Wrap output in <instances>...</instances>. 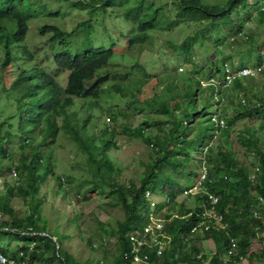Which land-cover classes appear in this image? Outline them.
<instances>
[{"label":"trees","instance_id":"1","mask_svg":"<svg viewBox=\"0 0 264 264\" xmlns=\"http://www.w3.org/2000/svg\"><path fill=\"white\" fill-rule=\"evenodd\" d=\"M51 1L65 3L69 14H88V21L76 27L80 35L75 48L65 42L72 36L69 31L49 24L39 29L41 37L50 35L49 42H59V52L55 54L52 64L55 70L69 71L65 85L47 70L27 43L30 22L41 15L40 4L34 0H0V82L4 83L0 95L7 102L0 104V157L9 154V145L15 138L23 140L19 148L25 152L19 155L20 163L15 169L17 175L24 176L26 184L17 186L15 182L13 191L30 196L33 204L31 212L25 217H19L8 200L0 204L1 213L9 215L11 219L10 222L0 220V238L6 240V245L13 238H22L28 244L14 254H9L6 245L0 244V252L16 259L23 251L25 258H28L26 264H80L64 249V240L59 239L51 223L40 222L42 213L39 207L42 202L45 204V199L38 197L40 184L45 178L51 175L60 193L66 192L65 182L72 184L69 177L58 176L50 168L53 167L54 158L52 147L61 134H66L86 156V165L92 174L89 181L91 191H87V194L96 192L101 196L106 193L110 197L117 196V204L125 209L126 219L119 223L116 231L120 240V254L115 256L113 264H136L131 235L144 238L145 228L150 224L148 191L157 194L161 191L170 199L158 204L159 212L165 208L173 211L171 215L161 214L165 221L163 235L166 236L163 254H157V247L142 250L144 255L149 254L150 264H239L241 257L247 258L249 264L262 261L264 251H254L253 240L261 239L260 233L264 232V217L260 212L264 208H261L264 202H260V198L264 199L263 69L257 76H237L228 86L217 82L204 86V78H226L225 62L233 69L249 66H234L233 58L229 55L226 58L228 61L223 59L218 63L219 57L212 53L206 65L209 71L205 67V73L196 67L197 71H193V74L182 77L181 81L188 85L187 89L165 88L158 91L156 86H151L144 69L143 76L138 72L134 76L130 70L119 69L121 66L113 64L117 57H114L115 53H119L115 42L110 46L95 45L92 39L101 36L113 39V33L108 28H104V35L95 29L98 16L102 25L105 19L113 20L115 25L121 24L119 20H122L123 25L127 23V27L132 29L125 54L137 44L153 43L151 35L155 31L169 30L174 25H196L203 21L215 24L217 30L220 27L226 29V35L220 36V32L212 30L206 33L207 41L204 36V44L211 42L215 52L220 53L219 46L235 33L231 13L238 6L250 12L246 6L247 0H228L224 6L207 5L202 0H173V9L157 5L156 0ZM257 2L259 8H252L257 12L256 16L264 21V0H255V4ZM44 7L48 18L63 16L60 11L51 12L52 6L49 4ZM174 12L177 19H173ZM237 26L243 30L242 24ZM235 40L231 43H235ZM193 48L192 43L181 46L180 52L186 55L188 62L195 57ZM263 59L257 54L256 66L261 65ZM243 62L246 64V61ZM12 74H15L14 79L6 80ZM167 76L170 80L167 79L166 83L174 87L180 85L177 76ZM160 83L156 79L155 84L158 86ZM143 86L147 87L150 97L143 98ZM111 94L121 99L136 97L138 103L128 110H121L114 104L107 106V95ZM190 98L189 103L195 106L194 115L192 118L182 117L183 106ZM11 104L20 110L18 119L13 114ZM6 106L10 110L7 111ZM211 108L215 111L210 112ZM221 109L223 113L220 112L218 116L219 123L213 122V115L218 113L216 110ZM145 111L150 112L144 114L143 126L133 128L135 117ZM162 116L163 120H157ZM17 120L19 124L15 127ZM245 120L253 125L246 126L240 134L246 159V163L242 164L231 147L230 139L235 123ZM153 126L155 129H152ZM132 138L143 139L152 147V153L148 161L140 163L138 179L131 178L124 182L122 170L113 162L111 153L120 150L125 140ZM215 138L222 141L218 149L210 147ZM200 151L197 169H192L190 166L196 162ZM203 165L208 169V180L202 185L201 196L196 195L197 204L194 208L177 204L178 188L183 184L182 179L174 173L181 169L182 175L190 179L191 184L187 187L192 188L200 178ZM205 192L217 196L220 204L217 203L219 206L216 205L215 212L225 228H220L217 220L211 218L208 221L211 226L209 230L201 228L193 233V229L203 222L202 214L211 205ZM256 212H260L261 217H255ZM74 221L79 223L81 214H75ZM233 238L237 243L234 257L228 256ZM147 239L150 240L149 235ZM202 241L212 243L210 259L202 252ZM49 253L51 256L47 257ZM85 264H90L88 259Z\"/></svg>","mask_w":264,"mask_h":264},{"label":"rangeland","instance_id":"2","mask_svg":"<svg viewBox=\"0 0 264 264\" xmlns=\"http://www.w3.org/2000/svg\"><path fill=\"white\" fill-rule=\"evenodd\" d=\"M202 1L211 6H224L228 2V0ZM34 2L40 4L41 8H39L41 10V15L38 16L37 19L30 22V33L27 40L28 46L34 49L38 59L43 63L47 70L56 76L62 85H65L67 83L69 71L64 69L55 70L53 68V58L55 54L59 52L60 48L59 42H49L50 35L41 37L39 29L42 26L49 24L57 25L62 29L69 31L72 36L67 38L65 42L69 43L72 48H75L76 45H78V38L80 35L79 32H77L76 27L79 23L88 21V14L87 12H72L69 14L65 3L60 1L52 2L51 0H34ZM154 2H156L157 5H163L167 8L173 9L174 7L173 0H156ZM46 4L52 6L50 7L51 12L60 11L63 16L57 17V19L50 16L48 18L44 7ZM260 5H262L261 2ZM246 6L250 9L251 13L249 10L242 8V6H238L236 10L231 13V18L235 26V33L229 37L224 44L219 46L221 50L220 53L215 52L216 49H213L210 44L211 42H205L204 44V36L207 41L208 34L206 33L212 30L220 32V36L224 34L226 35V29L224 27H220V30H217L215 29V24L203 21L197 23L196 25H174L169 30L155 31L151 35L153 43L145 42L137 44L132 50H130L129 53L125 54L126 43L129 39L128 35L129 33L131 34L132 29L127 27V23H124V26L122 20H119L121 21V24L115 25L113 20L105 19L104 25H102L100 24L102 20L98 16L96 23L94 24L95 29L101 31L102 35H104V28H108L113 33V39L110 37L106 38L104 36L97 37L96 39L92 37V39L95 45L110 46L113 42H115L116 49L119 53H115L114 57L116 55L117 57L116 60L113 61V64L121 66L119 69L123 70L125 68L130 70L131 75L134 74V76L137 72L143 76L144 69L148 73L147 75L150 78L151 86H156L158 91H163L165 88H168L169 90H174L175 88L185 90L188 88V85L185 84L183 80L181 81L182 77H187L193 74V71H197V69H203L205 73L209 71L207 68L208 66L206 65L210 61L212 53L215 55L217 54L216 58L219 57L218 63H221L223 59L228 61L226 58L228 55L231 56L233 58L232 63L236 67H239L242 64L256 66V55L260 54L264 57V21L260 20V18L256 16L257 12L254 8H252L255 6L259 8L258 2L255 4V0H247ZM175 14L176 13L174 12L173 19H177ZM251 14L253 15L251 16ZM237 24H242L243 30H241ZM240 32H242V34H240ZM235 36L238 38H236L235 43H231V38ZM250 40L252 42L251 44ZM188 43H192L194 45L193 52L195 57L190 62L187 61L186 55L180 52L182 50L181 46L187 45ZM1 54L2 53L0 51V55ZM243 60L246 61V64ZM137 63H140V65L137 66ZM259 66H263L264 71V59L262 64ZM205 67L207 71L204 70ZM175 70H177V72L179 71L180 74ZM167 71H169L168 74H165ZM259 74L260 73L257 75ZM167 75L177 76L176 78L179 80V83L181 82L180 85L174 87L170 83H166L167 79L170 80ZM14 76L15 74H12L8 76L6 80L12 81ZM262 77L264 79V72H262ZM156 79L161 82L158 86L155 84ZM206 80L207 79L204 78L202 80L203 83H206ZM3 85L4 83L1 81L0 90H3ZM142 88L143 98L150 97L147 94V87L143 86ZM194 90L195 89H193V91ZM113 94L109 96L107 95V106L114 104L115 106H119L121 110H128L131 105L138 103L136 97L121 99L116 98ZM190 97L192 98L193 95L191 94ZM191 98L188 99L183 106V110L181 112L182 117L192 118L194 115L195 106L189 103ZM3 103L7 102L4 97L0 95V104ZM5 109L7 111L10 110L9 106H6ZM11 109L13 114L17 115L18 119L20 110H18L17 106L14 104H11ZM213 111H215V109L211 108L210 112ZM149 112L150 111H145L144 113L137 115L135 117V121L132 123L133 128L143 126V116L144 114L147 115ZM216 112H218L216 117L219 118L218 116L221 115L220 112H222V109L221 111L216 110ZM149 116L152 117L153 115ZM158 119L163 120L164 116L158 117L157 120ZM106 122L110 124L107 119ZM18 124L19 122L17 120L14 123V126L17 127ZM251 125L253 124L248 122V120L236 122L231 133V147L242 164L246 163V159L243 155L245 149L241 145L240 134L246 126ZM152 129H155V126H153ZM152 131L154 132V130ZM221 143L222 141L220 139L215 138V140H213L210 144V147L218 149ZM22 144V139L15 138L12 144L9 145V154L0 157V204L5 200H8L13 208V211L18 214L19 217H25L33 208V204L30 202V196H24V193L20 191H13V185H15V182L17 183V186H25L26 184L24 176L19 174L17 175V171L15 169V166L20 163L19 155L25 152L19 148ZM52 149L54 150V158L52 161L53 167H50L51 170L63 178L69 177L72 184H66L65 182L66 192L60 193L59 187L55 184L51 175L45 178V181L40 184L41 191L38 197L40 200L42 197L45 199V204L42 202V205H40V207L38 206L39 212L42 213L40 222L47 224V221H49L51 223L53 231L59 234V239L64 240V242L62 241L64 249L68 250L73 259L78 261L80 264H85L86 259L89 260L90 264H96L100 261H102L101 264H113L112 261L115 256L120 254V240L119 237H117L116 231L119 229V223L125 221L126 219L125 209H123L121 205L117 204V202H119L117 196L110 197L107 193L101 196L96 192L87 194V191H91L90 188L92 185L89 181L92 178V174L86 165L87 160L85 154L78 149L77 145L68 137V135L61 134ZM150 153H152V147L149 146L143 139L132 138L126 139L124 144L121 145L120 150H113L111 158L115 165L122 170V180L124 182H128L131 178L138 179L141 173V170L138 171L140 163L148 161ZM200 153H202V151L197 153L198 159H196V162L194 161V163L190 166L192 169H197L198 160L201 156ZM181 172L182 170L179 169L174 173L176 177L182 179L183 184L178 188L179 193L175 198V202L179 205L187 206V208H194L198 202V196H195L198 193L197 188L195 187L198 181L193 186L192 193L185 195L184 192L190 189V187L187 186L191 183L189 182L190 179L182 175ZM106 192H108V189H106ZM158 192V194L156 192L152 194V196H149V199L155 201L157 204L164 201H170L167 195L161 191ZM84 196L85 199H83ZM262 207H264V204L261 208ZM261 208H259V211ZM170 210L171 209L168 210L165 208L161 212L158 211L160 218H162L161 214L163 213L164 215H171L173 211ZM260 212L264 217V208H262ZM260 212L258 217H261ZM77 213L81 214V221L79 223L74 221V215ZM0 220L2 222H10L11 219L9 215H4L0 210ZM68 236L70 238H68ZM260 236L261 239L253 240V250L256 252L264 251V232H261ZM5 242L6 240L4 238H0V244L6 245L7 243ZM91 244H93V247ZM27 245L28 244H26L22 238H13L11 239V242L6 245V247L7 250H9V254H14L13 252ZM100 245H102L101 248L99 247ZM200 246L203 250L202 252L208 255L210 259V249L212 247V243L210 241H202ZM50 256L51 254L49 253L47 257ZM27 259L28 258H25L26 261ZM240 263L249 264L247 258ZM256 263L263 264L264 258L262 261H254L252 264ZM49 264L58 263L53 262Z\"/></svg>","mask_w":264,"mask_h":264},{"label":"built area","instance_id":"3","mask_svg":"<svg viewBox=\"0 0 264 264\" xmlns=\"http://www.w3.org/2000/svg\"><path fill=\"white\" fill-rule=\"evenodd\" d=\"M235 38H236V36L232 37L231 41L235 40ZM224 67H225L226 71L228 72V75L226 76V78L224 80H219L216 77H209L206 80V83H203V81H202V84L204 86H208L212 83L217 82L219 84H223V86H228V85H231V83L233 82V80L237 76H255L258 73H261V71L263 69V66H242L240 68H234L233 69L230 67L228 62L224 63ZM212 121L219 123V118H217L216 115H213ZM220 124L222 126L224 125V123L222 121L220 122ZM257 171H259V170L257 169ZM207 177H208V169L205 165H203L200 178L197 180L198 183L195 185V187L197 188V191H198V193L196 195L200 194V192L202 191V189H203L202 185L207 180ZM192 188L188 189V191H185L184 194L185 195L191 194ZM152 194H154V193L148 191L147 197L149 198V196H152ZM205 194L208 195V200H209L212 208L206 210L202 214L203 222L201 224H199L196 228L193 229V231H192L193 233L197 232L198 230H201V228H204L205 230H209L211 226L208 223V220L211 218H215L217 220L220 228H222V229L225 228V226H223L221 224V218L218 217L216 212H215V207L218 203L217 196L209 194L207 192H205ZM260 202H264V199L260 198ZM150 205H151L150 224L147 225L145 228L144 238H140L136 234L131 235V241L133 242V246H134V259L136 261V264H150V256H149V254H146V255L143 254V251H142L143 248L148 247V248L152 249V248L157 247V254L162 255L164 248H165V244H166L164 242V239H166V236L163 235L165 221H164V219L160 218V214H158L159 213L157 210L158 204L155 201L150 200ZM157 214H158L159 218L157 217ZM255 216L258 217L259 213L256 212ZM148 235L150 236V240L147 239ZM236 246H237V243L233 238L231 241V248L228 251V256H236V252H235ZM31 248H32V246H31ZM24 255H25L24 252L20 251L19 255L15 259L14 256L6 255V254L0 252V264H16V262H18L20 264H26V260H25ZM245 259H246L245 257H241L240 261H243ZM256 264H262V263H256Z\"/></svg>","mask_w":264,"mask_h":264},{"label":"bare ground","instance_id":"4","mask_svg":"<svg viewBox=\"0 0 264 264\" xmlns=\"http://www.w3.org/2000/svg\"><path fill=\"white\" fill-rule=\"evenodd\" d=\"M207 180H208V179H207ZM196 192H197V191H196ZM200 196H201V194H200ZM206 202H207V201H206ZM208 202H209V201H208ZM218 204H220V202H219ZM218 204H217V207L219 206ZM260 204H261V203H260ZM207 205H208V204H207ZM209 207H211V205H210ZM209 207H208V209H209ZM206 209H207V208H206ZM216 210H217V212H218V209H216ZM213 219H215V218H213ZM215 220H216V219H215ZM208 221H209V220H208ZM212 222H213V221H212ZM213 223H215V222H213ZM216 224H217V223H216ZM223 224H224V223H223ZM224 225H225V224H224ZM233 257H234V256H233Z\"/></svg>","mask_w":264,"mask_h":264},{"label":"crops","instance_id":"5","mask_svg":"<svg viewBox=\"0 0 264 264\" xmlns=\"http://www.w3.org/2000/svg\"><path fill=\"white\" fill-rule=\"evenodd\" d=\"M239 264H242V263H239Z\"/></svg>","mask_w":264,"mask_h":264},{"label":"clouds","instance_id":"6","mask_svg":"<svg viewBox=\"0 0 264 264\" xmlns=\"http://www.w3.org/2000/svg\"><path fill=\"white\" fill-rule=\"evenodd\" d=\"M208 79V78H207Z\"/></svg>","mask_w":264,"mask_h":264}]
</instances>
